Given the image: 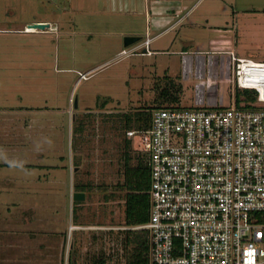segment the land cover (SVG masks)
<instances>
[{
  "label": "rangeland",
  "instance_id": "374dc122",
  "mask_svg": "<svg viewBox=\"0 0 264 264\" xmlns=\"http://www.w3.org/2000/svg\"><path fill=\"white\" fill-rule=\"evenodd\" d=\"M35 24L48 28L27 29ZM167 28L151 41L153 53H144L139 44L146 31L150 38ZM125 36L141 39L124 47ZM233 49L264 60V0H0V109L49 111L32 113L35 138L29 113L8 116L0 127L5 124L11 137L17 131L33 152L51 151L40 158L43 164L68 166L73 157L86 186L78 210L84 232L62 241L64 221L73 215V180L66 172L65 185L51 196L48 181L31 178L44 172L27 167L39 157L15 151L8 138L0 152V264H68L73 240L75 264H92L100 255L124 262L132 251L131 245L123 249L125 231L137 229L125 225L124 192L117 185L124 181V155L130 166L140 158L125 138L122 115L173 105L162 100L167 84L191 102L179 51ZM52 228L57 240L48 233Z\"/></svg>",
  "mask_w": 264,
  "mask_h": 264
},
{
  "label": "built area",
  "instance_id": "2783aa9c",
  "mask_svg": "<svg viewBox=\"0 0 264 264\" xmlns=\"http://www.w3.org/2000/svg\"><path fill=\"white\" fill-rule=\"evenodd\" d=\"M151 41L139 44L147 55ZM178 54L191 102L184 91L147 130L125 131L149 168L148 222L135 227L149 264H264V60Z\"/></svg>",
  "mask_w": 264,
  "mask_h": 264
},
{
  "label": "trees",
  "instance_id": "16d2710c",
  "mask_svg": "<svg viewBox=\"0 0 264 264\" xmlns=\"http://www.w3.org/2000/svg\"><path fill=\"white\" fill-rule=\"evenodd\" d=\"M166 83H168V81ZM167 85L168 87L162 89L161 92L163 102H166L167 100L173 105L177 104L179 102V94H174L176 92L175 88L174 90H172L174 86L172 87L169 84ZM245 95L251 98V95L249 93H245ZM253 99L254 98L252 97L251 100ZM161 107L163 106L159 105L153 109ZM151 113L152 111L148 113L137 112L132 115L133 117H131L130 114L122 115V117L124 118V130H147L150 127L151 123ZM124 156V181L122 184L117 185V190L120 192H124L123 197L125 199V225L129 227H137L148 222L150 207L149 168L146 164L145 156L143 155L138 154L140 159H137L136 166L128 165V155L125 154ZM125 233L127 234V236L126 239H124V241L122 242L123 249H126L127 246L131 245L132 251L125 256L124 262H110L109 259L105 257V255H100L93 259L92 264H149L147 231L145 229H137V231L128 229L125 231ZM140 233H143L146 236L141 237L139 236ZM131 235H133L134 237H131ZM68 264H75L71 255L69 256Z\"/></svg>",
  "mask_w": 264,
  "mask_h": 264
},
{
  "label": "crops",
  "instance_id": "0c3cea01",
  "mask_svg": "<svg viewBox=\"0 0 264 264\" xmlns=\"http://www.w3.org/2000/svg\"><path fill=\"white\" fill-rule=\"evenodd\" d=\"M168 29L169 28H167L164 31L157 32L154 37H150L152 39V42H153L154 39H156V38L160 37L162 34L168 32ZM146 33H148V35H149V33H150L149 30H147ZM23 112L24 113H29L31 115V117H32V119L30 120V122H31L30 127H32V131L34 133L32 135H30V137L33 138L32 136H34V138H35L37 136L35 131H37V129L39 128L38 124H36V117L35 116H36V114H40V113H48L49 111H47L45 109L44 110L43 109H38L37 112L33 111L32 109H30V110L27 109L25 111L12 110V111H9V114H8L7 110L0 109V123H1V121L4 123L6 121V119H8V116L11 117L12 115H14L16 117L17 115L22 114ZM33 112L36 113V114H32ZM33 117H35V118H33ZM33 123H34V126H33ZM49 123L52 124L51 125V129H52V131H54L55 130V125H53V122H51V121H49ZM1 126H3L4 128L2 127V129H1V127H0V152L2 150L5 153L6 150H4V149H6L5 146H7V145H5V142L13 139L14 140L13 145L16 146L15 151H19V152H23V153H25V152L26 153H31V154L34 155V157H39L38 158L39 160H38L37 164L27 165V167L30 166V167L36 169L37 171L44 172L41 175L38 174L36 177L32 174L31 178L33 180H34V178H36V180H38V181H40L42 179H45L46 181H48V183H50L52 185L51 196H54V195L58 194L57 193V189L55 187H57V186H59L61 184L65 185V183H66L65 173L66 172L68 173V177H70V180H73V186H72V188L70 190V194H69V196L71 198L70 199V204H71L70 206L73 208L72 218L70 220L64 221V224H63L64 229H63V233H62L63 237H60L59 236L60 233L58 231H55L53 228L51 230H48V233L51 235V237H53V239L57 240L60 237L62 239V241L65 240L67 235H71V238L73 237V235L77 236L85 228L83 226V224L79 221V215H78L79 214L78 210H79V208H80V206H81L83 201L75 202L72 199V195H73L74 192H82L86 196L85 183L83 184V183L80 182L81 181V176H80V173H79L80 172L79 171L80 170V165H76V164L73 163V161H72L73 157L71 158V162L69 163L68 166L63 164V162H60L61 164L58 163V162H55V163L53 162L52 164H48V163H50V162H48L47 164H43V162H40L41 161L40 158L42 157V159H45V157L48 156V154H50L51 151L47 152L45 150V148H42V149H35L34 152H33L31 149H27L26 146L23 145L24 143L26 144V141H24V142L20 141L21 137L18 136L17 131L14 132V135L11 137L10 135L8 136V133H7V130H6L7 127L5 126V124L4 125L2 124ZM78 135L79 134L77 133V136ZM10 137H11V139L8 140V138H10ZM30 142H31V140L29 141V143ZM43 152L45 154H43ZM62 159H64V157H60V160H62ZM123 173H124V171H123ZM31 182H33V181H31ZM82 190H84V191H82ZM54 198L55 197H51L52 200ZM123 202H124V205H125L124 197H123ZM52 206H53V208H55L54 205H52ZM54 219H55V217L51 215L50 218H49V221H51L50 224L54 223ZM66 227H67V230L65 231ZM70 228H72V229H70ZM70 243H71V245H70V249L71 250L69 252V256L71 255V257H72L71 253H73V251L75 249L74 245L76 243L74 242V240L71 241Z\"/></svg>",
  "mask_w": 264,
  "mask_h": 264
},
{
  "label": "water",
  "instance_id": "95a60500",
  "mask_svg": "<svg viewBox=\"0 0 264 264\" xmlns=\"http://www.w3.org/2000/svg\"><path fill=\"white\" fill-rule=\"evenodd\" d=\"M46 28H48V25H39V24H35V25H30L27 27V29L29 30H34V31H43L45 30ZM140 37L138 36H125L124 39H123V46L124 47H129L137 42L140 41ZM74 108L76 109L77 108V103H76V99L74 101ZM72 199L73 201L75 202H81V201H84L85 199V194L82 193V192H74L73 195H72Z\"/></svg>",
  "mask_w": 264,
  "mask_h": 264
}]
</instances>
